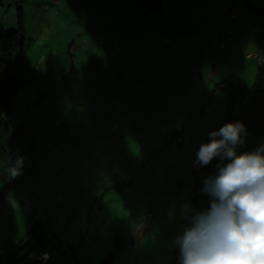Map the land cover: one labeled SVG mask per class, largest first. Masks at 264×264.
<instances>
[{"label": "rangeland", "instance_id": "rangeland-1", "mask_svg": "<svg viewBox=\"0 0 264 264\" xmlns=\"http://www.w3.org/2000/svg\"><path fill=\"white\" fill-rule=\"evenodd\" d=\"M2 1L0 16L10 4L14 8L13 16L8 14L7 20L0 18L6 33L14 32L8 20H16L18 8L23 6L33 18L27 16L32 24L30 34L25 37L27 62L19 61L13 70L26 82L16 94L11 112L3 116L11 131L22 124L25 132L14 146L0 150V193L7 184L12 186L0 200V264H41L37 257L43 251L53 257L45 264H98L112 252L118 263L123 257L122 249L127 246L129 252L121 260L135 264L141 245L138 242L131 246L129 242L138 226H143V232L147 233L141 259H156L163 257V253L164 257L172 256L178 249L173 242L187 223L181 216V205L190 199L192 181L179 201L178 197L177 201L171 200L186 186L187 175L194 167L205 136L223 118L221 106H210L212 109L204 110L201 118L202 103L210 93L201 97V106L193 112V103L200 94L193 93L187 78L172 77L162 69L146 83L134 76L124 78L125 83L129 81L131 93L116 94L114 111L91 114L78 110L80 86L73 77L67 79L64 88L55 89L66 71L63 61L71 64L69 54L68 60H62L64 57L58 52L68 50L69 41L64 39L67 36L63 32L72 33L77 27L75 16L60 14L52 6L44 12L42 40H38L39 21L34 18L32 6L23 0ZM86 40H91L90 31L82 42ZM40 41L46 42L45 47H41ZM120 46L117 40L116 47ZM154 48L161 58L166 56V49ZM77 50L78 47L74 55ZM114 62L117 77V65L124 69L127 63H120L123 59ZM107 65L105 72L110 74L111 64ZM149 67L154 69L156 65L150 63ZM69 71L67 67V74ZM120 86L124 85L115 78L114 88ZM124 99L125 105L121 101ZM181 129H184L183 149L179 148V139L170 140L171 134ZM261 144L264 145V137ZM182 151L186 153L183 161L179 158ZM18 157H23L22 174L11 177L7 167ZM90 166L111 168L112 177L124 176L123 171H128L126 181H129L119 186L115 181L109 184L117 188L102 190L108 193L105 203L94 204L88 210L81 200L90 190L83 189L79 179L88 175L85 170ZM180 180L184 184L178 189ZM155 221L158 226L150 230ZM37 224L40 227L34 228ZM115 234L120 235L119 251L114 247ZM40 238L44 247L38 242ZM133 247L137 250L135 255L131 253Z\"/></svg>", "mask_w": 264, "mask_h": 264}, {"label": "crops", "instance_id": "crops-1", "mask_svg": "<svg viewBox=\"0 0 264 264\" xmlns=\"http://www.w3.org/2000/svg\"><path fill=\"white\" fill-rule=\"evenodd\" d=\"M231 1L162 0L160 13L157 14L148 11L142 0H45V2L23 0V3L27 2L32 6L31 10L33 9V13H35L34 18L39 21L37 25L39 33L36 34L38 40H42L43 24L41 21L44 12L50 11L52 6L56 7L60 14L68 13L70 16H75L77 27L72 33L63 32L64 36H67L64 39L69 41L68 50L66 51L64 48L63 51L58 52L64 57L61 58L62 60L65 58L68 60L69 54L71 64L68 61H63L65 64L63 68L66 71L55 89L59 90L60 88L61 90L67 83V79L73 77L75 83L80 86L76 87L80 93L79 102L76 104L78 110H85L91 114L108 110L114 111L116 94L131 93L129 81L125 83L124 78L134 76L138 77L141 83H146L150 77H154V74L163 69V73L167 71L172 77L187 78V81L193 86V93L200 94L199 99L193 103V112L201 106V97L207 92L210 93L202 103L200 114L202 118L204 110L212 109L210 106L214 108L215 105H218L219 108L220 105L221 111L224 113L223 100L218 101L216 98L218 87L222 81L232 76L236 82L249 87L260 67H264L258 60V57L264 58V0H244L242 10L233 20L226 17ZM3 5V1L0 0V7H4ZM18 9H21L23 14L24 35L27 37L30 34L28 29H31L32 25H30L27 16L31 18L33 16L27 14L23 6ZM6 11L2 14L3 16H0L3 20H7L8 14L14 15L12 4ZM112 13L118 16L110 17L108 14L112 15ZM8 21L15 31L17 21L14 19ZM68 26L70 27V25ZM88 31H90L91 40L82 42ZM81 36L83 38L79 41L78 38ZM117 40H120V47H116ZM215 41H224L225 46L223 48L215 47L213 45ZM152 42L154 46L166 49V56L161 58L152 46ZM45 43L42 41L41 47H45ZM77 47L78 52L75 53V56L74 49ZM248 54L251 56L248 57ZM154 56L160 61V64ZM25 57L26 55L22 60L25 59L27 62ZM119 59H123V62L120 63L126 62L127 64L124 69L117 65L119 74L115 77V66L113 67L112 64H115L114 61ZM107 63L111 64L109 65L111 68L113 67V69L110 68V74L105 72ZM150 63L156 67L150 69ZM66 66L70 68L68 74ZM33 76L32 73L30 77L33 78ZM115 78L124 85L118 87L117 90L114 88ZM53 83L49 84L53 85ZM155 99L156 97L153 100ZM121 101L125 105V99ZM181 130H183L181 133L183 135L184 129ZM182 135L175 139L180 140L181 147L179 146V148L181 149H183ZM185 154V151H182L179 155L181 161L184 160ZM85 171L90 176L83 175L79 180H81L83 189L90 190L89 195L81 200L88 210L94 204L102 206L105 203L104 199L106 200L105 197L108 193H104L102 190L113 191L120 184H127L129 181H126L128 171H123L124 176L116 175L115 177L110 176L111 168L108 167L104 170V167L90 166ZM195 176H200V167H193L190 170L186 186L172 198L171 202L177 201V197L179 201L181 194L187 190V185L193 181ZM177 177L184 176L177 175ZM114 181L117 186H108ZM183 184V181L180 180L177 184L178 189H181ZM188 198L182 201L183 204ZM87 219H90L89 216ZM64 222L66 224V221H63L62 227L66 230L67 226H64ZM155 226H158L157 221L150 226V230ZM137 229V233L129 242L131 246H135L138 242L141 245L140 255L134 261L135 264H165L167 261L169 263L172 256L164 257V253L163 257L156 259H141L144 235L147 233L143 232V226L140 228L138 226ZM82 242L83 240L80 243ZM69 247L71 249V246ZM129 249L128 246L122 249L123 257L129 252ZM131 253L135 255L137 250L133 247ZM123 257L116 264H126L122 262ZM152 260L153 262H151Z\"/></svg>", "mask_w": 264, "mask_h": 264}, {"label": "clouds", "instance_id": "clouds-1", "mask_svg": "<svg viewBox=\"0 0 264 264\" xmlns=\"http://www.w3.org/2000/svg\"><path fill=\"white\" fill-rule=\"evenodd\" d=\"M246 134L242 122L226 123L200 145L194 167L217 158L219 163L216 173L202 182L209 207L196 211L188 203L181 205L187 223L173 242L179 264H264V145L238 153ZM22 163L18 157L7 167L8 174H22ZM49 256L47 261L53 259Z\"/></svg>", "mask_w": 264, "mask_h": 264}, {"label": "trees", "instance_id": "trees-1", "mask_svg": "<svg viewBox=\"0 0 264 264\" xmlns=\"http://www.w3.org/2000/svg\"><path fill=\"white\" fill-rule=\"evenodd\" d=\"M142 3L148 11L154 14L160 13L162 0H142ZM16 21L17 29L12 33H6L0 21V150L14 146L18 137L25 132L22 124L16 130L11 131L3 118L13 109L16 94L26 82L22 76L13 73L26 51L21 9H18ZM218 94L224 103V116L212 131H218L226 123L239 121L244 124L247 134L244 137V144L237 148V152L252 151L262 146L261 139L264 137V67H260L251 86H244L230 76L221 82ZM182 132L183 130L173 132L170 140L180 138ZM207 142H209L208 134L203 143ZM218 163L217 158L211 161L208 166L200 167V176L193 178L191 196L188 201L193 210L199 211L209 207L210 197L202 194V182L206 177L216 173ZM11 187L10 184H7L2 189L0 200L4 199ZM39 227L40 225L37 224L34 228ZM38 242L44 247L41 238ZM114 247L118 251L122 247L119 234L114 235ZM116 260V254L112 252L98 264H116ZM167 264H179L178 249L173 251L172 258Z\"/></svg>", "mask_w": 264, "mask_h": 264}, {"label": "built area", "instance_id": "built-area-1", "mask_svg": "<svg viewBox=\"0 0 264 264\" xmlns=\"http://www.w3.org/2000/svg\"><path fill=\"white\" fill-rule=\"evenodd\" d=\"M243 1L244 0H233L232 1V4H231L230 9H229L227 16H226L228 19L233 20L238 16L240 11L242 10ZM213 45L215 47H218V48H223L225 46V43H224V41H215V42H213ZM247 56L250 57L251 55L248 54ZM258 60H259L260 65H264V58L258 57ZM49 257H50L49 254L42 253L38 257V260H40L41 262H45V261L49 260Z\"/></svg>", "mask_w": 264, "mask_h": 264}]
</instances>
